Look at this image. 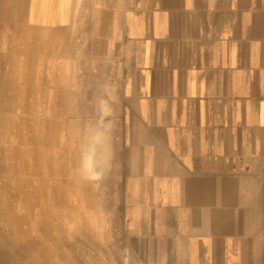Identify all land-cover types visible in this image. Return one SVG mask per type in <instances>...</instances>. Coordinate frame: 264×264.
I'll list each match as a JSON object with an SVG mask.
<instances>
[{
  "label": "crops",
  "instance_id": "obj_1",
  "mask_svg": "<svg viewBox=\"0 0 264 264\" xmlns=\"http://www.w3.org/2000/svg\"><path fill=\"white\" fill-rule=\"evenodd\" d=\"M0 264H264V0H0Z\"/></svg>",
  "mask_w": 264,
  "mask_h": 264
}]
</instances>
